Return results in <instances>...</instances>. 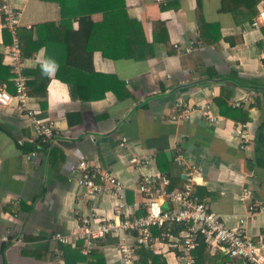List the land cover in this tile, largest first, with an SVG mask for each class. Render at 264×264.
I'll use <instances>...</instances> for the list:
<instances>
[{"label": "crops", "instance_id": "obj_1", "mask_svg": "<svg viewBox=\"0 0 264 264\" xmlns=\"http://www.w3.org/2000/svg\"><path fill=\"white\" fill-rule=\"evenodd\" d=\"M3 1L20 10V27L32 28V38H41L40 49L23 58V70L45 60L58 67L48 74L46 96L28 95L26 100L39 118L53 121L51 140L35 138L30 116L15 101L0 107V264H66L63 244L51 235L69 234L82 212L110 219L142 215L143 198L136 190L141 174L166 175L169 188H180L187 164L200 166L194 194L232 228L246 214L248 202L264 203V23L250 26L259 1L123 0L125 14L115 24L121 33L114 37L120 40L113 39L111 51L127 54L105 57L95 49L94 72L81 79V73L64 66L70 58L67 50H80L81 39L75 34L79 12L89 8L73 1ZM93 7L90 19L97 24L103 15ZM97 34L92 33L89 46H111L108 32ZM8 45L0 31V65L10 67L5 59ZM58 74L76 82L70 86ZM113 76L129 94L119 89ZM0 83L14 92L11 80ZM71 89L105 92L84 101L73 98ZM236 100L240 106L233 105ZM175 102L190 112L170 121ZM239 126L251 137L243 148L234 132ZM32 144L35 149L29 150ZM177 153L183 156L180 162ZM134 156L147 163L133 167L129 160ZM82 158L115 173L122 193H112L106 184L101 193L84 196L76 185ZM242 187L250 193L246 200L238 197ZM243 227L264 255V212L247 214ZM168 234L155 233L149 248L166 264H183L181 250L173 243L175 234ZM79 242L64 243L70 247L67 259L72 264H93V250L99 252L101 264H122L115 237L97 240L88 256L79 253ZM206 251L205 264H247L232 259L220 246L207 245Z\"/></svg>", "mask_w": 264, "mask_h": 264}, {"label": "built area", "instance_id": "obj_2", "mask_svg": "<svg viewBox=\"0 0 264 264\" xmlns=\"http://www.w3.org/2000/svg\"><path fill=\"white\" fill-rule=\"evenodd\" d=\"M0 12L4 20L1 26L7 28L11 34V43L6 50L5 59L11 68L14 85V92L11 93L6 89L5 84L0 83V107L9 106L12 101H15L18 108L30 116L35 138L47 142L54 135L53 121L39 118L26 103L28 98L27 77L23 73V57L17 35L20 10L4 1L0 6ZM263 23L264 0H259L258 12L252 18L250 26L258 28ZM233 105L240 106V100H236ZM174 106L176 113L171 115L170 121L187 117L190 112V109L180 102H175ZM207 106V102L203 103L201 109H206ZM234 132L241 138L240 147H245L251 139L249 133L243 129V126L235 128ZM124 141L125 138H122L120 144ZM182 158L183 156L179 153L175 156L179 162L182 161ZM129 162L136 168L145 165L147 160L134 156L130 158ZM76 168L79 173L76 185L87 198L101 193L106 188V184L109 185L112 193H122V183L115 173L101 170L98 165L90 164L85 158L78 160ZM200 177L201 167L189 163L183 185L180 188L169 189L170 181L166 175L141 174L136 190L143 198L144 213L142 215L110 219L100 216L95 211L82 212L78 214V226L75 229L69 234L55 232L51 238L59 244L80 240L82 242L80 252L82 255L88 256L97 240L108 236L115 237L120 262L133 264L136 258L134 246L137 243L152 245L155 239L152 234L154 226L167 225L168 230L171 227L181 226L182 229L173 237V243L181 250L179 257L183 264H193L192 251L198 244L199 235L204 238L209 247L220 246L232 259L242 258L247 264H264V255L259 252V242L248 236L243 227L247 214L256 211L264 212V203L258 199L248 202L246 214L239 218L238 225L233 228L228 227L194 194L193 186ZM249 194L248 188L242 187L238 192V197L246 200ZM164 204L167 206L165 207ZM166 236L170 237V234ZM130 238H132V242L129 241ZM55 252L59 254L60 249L56 248Z\"/></svg>", "mask_w": 264, "mask_h": 264}, {"label": "trees", "instance_id": "obj_3", "mask_svg": "<svg viewBox=\"0 0 264 264\" xmlns=\"http://www.w3.org/2000/svg\"><path fill=\"white\" fill-rule=\"evenodd\" d=\"M57 1L58 3H65V2H76L79 3L82 7L85 6L87 8H91L90 11H92L95 7L93 6H97L96 8L99 9L100 11H102V21L100 23L94 24L92 22V20L90 19V11L88 9H86L85 11H81L79 13H81V15L78 17L79 18V28L77 30V32H75V34L81 39L78 43H79V47L80 50H77L75 48H71L67 50V55H69L70 58H68L66 68L73 70L75 69L76 72L81 73V76L79 77L80 79L86 75H88V72H94L93 67L91 65V61H92V53L94 52L95 49H98L102 52V54L105 57H117V56H122V55H126L127 53H119V54H114L111 51V47H113L115 44H112L113 42L115 43L117 40L119 42L120 39H115L114 37L117 35L120 36V29H118L115 24H117V20H119L120 14H125V5L123 0H54ZM259 1V0H257ZM4 3L3 0L0 1V6ZM65 12V11H64ZM257 13V11H256ZM66 15V13H64V16ZM71 16H75L72 14H69L68 17ZM0 23H2L3 17L1 15L0 12ZM131 19H129V22L131 23ZM135 23V22H134ZM40 25L36 24V27L39 28ZM1 32H2V36H3V41L5 43H11V34L9 32V30L3 26H1ZM98 33L99 35L103 34L104 31L108 32V34L111 37L112 40H110L108 37V39L111 41V46L108 47V42H102V43H98L95 46L90 45L88 43V39L91 37L92 33ZM262 31L264 33V27L262 28ZM97 34V35H98ZM142 34V33H141ZM17 35H18V39H19V45L21 48V54L23 58H27L30 56H33L34 53H36L40 47L42 46V42H41V38L39 37L40 35H38L37 38L33 39L32 38V28H24V27H17ZM135 35V31L132 30V33L130 34V36L135 40L137 36ZM129 36V37H130ZM115 39V40H113ZM129 40V39H128ZM128 45H130V41H128ZM124 44V41L121 43V45ZM69 46H71V43L69 44ZM80 51V52H79ZM81 53V57H76V55H80ZM86 56V62L84 60V57ZM1 61V59H0ZM23 73L27 76V75H31L32 78L27 79L26 80V91L27 94L30 96H46V86L47 83L49 81V76L48 74H44L43 70H42V64L37 65L34 69H28V70H23ZM57 74V73H56ZM59 75V74H58ZM13 74L11 73L10 67L8 66H4V65H0V81H4V82H11L13 83L12 80ZM59 78L62 79L63 81H65L67 84H69L70 86L73 85L74 80H70L68 78H65L61 75H59ZM114 80V83L118 84L119 89H122L124 92H126V94H129V92H127L124 88H123V83L121 81H119L116 76L112 77ZM74 79V77H73ZM113 84V82H111V85ZM14 86V85H13ZM114 90L115 93L117 94L118 98H121L120 95V90ZM104 90H100L98 92H84L82 90H70V94L73 98H77V99H81L84 101H88V100H93V99H98L100 97L103 96L104 94ZM94 93V94H93ZM217 101L219 99H216ZM40 144V143H39ZM46 143H41V147H44ZM29 150L31 149H35L34 148V144H32L30 147H28ZM169 188V187H168ZM171 189V188H169ZM180 229H182L181 226H177L175 228H170V230H168L167 225L161 226V227H153L152 230V234L157 233L160 236L162 235H167L168 233H174L175 235H177V233L180 231ZM153 234V235H154ZM163 236V237H165ZM110 237V236H108ZM166 239V238H165ZM80 241V240H78ZM79 245H82V242H79ZM79 245H77V247H80ZM63 248V253L64 255L62 256V259L64 260V262L66 264H72L70 261H68L67 259V252L69 251V245L67 244H63L62 245ZM79 249V248H78ZM207 244L204 240V238L202 236H198V244L195 247V249L192 251V255L194 258L193 264H205V260H208L207 257ZM71 250V249H70ZM93 250V249H92ZM92 252V251H91ZM134 252L136 255V258L134 260L133 264H166L165 259L163 258L162 255L160 254H155L151 251V249L149 248V245H145V244H141V243H137L134 246ZM80 253V250H79ZM99 252L97 250H93L94 257L90 258L89 257V263L93 262V264H101V262H103L101 256L98 254ZM181 254V252H180ZM74 264V263H73Z\"/></svg>", "mask_w": 264, "mask_h": 264}, {"label": "clouds", "instance_id": "obj_4", "mask_svg": "<svg viewBox=\"0 0 264 264\" xmlns=\"http://www.w3.org/2000/svg\"><path fill=\"white\" fill-rule=\"evenodd\" d=\"M57 67L58 66L52 61L45 60L42 63V70H43L44 74H49L51 72H54Z\"/></svg>", "mask_w": 264, "mask_h": 264}]
</instances>
